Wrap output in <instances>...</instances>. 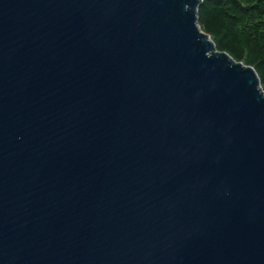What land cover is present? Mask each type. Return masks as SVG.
I'll list each match as a JSON object with an SVG mask.
<instances>
[{"label": "water", "instance_id": "1", "mask_svg": "<svg viewBox=\"0 0 264 264\" xmlns=\"http://www.w3.org/2000/svg\"><path fill=\"white\" fill-rule=\"evenodd\" d=\"M204 0H0V264H264V89Z\"/></svg>", "mask_w": 264, "mask_h": 264}, {"label": "trees", "instance_id": "2", "mask_svg": "<svg viewBox=\"0 0 264 264\" xmlns=\"http://www.w3.org/2000/svg\"><path fill=\"white\" fill-rule=\"evenodd\" d=\"M198 15L217 49L252 66L264 89V0H204Z\"/></svg>", "mask_w": 264, "mask_h": 264}]
</instances>
